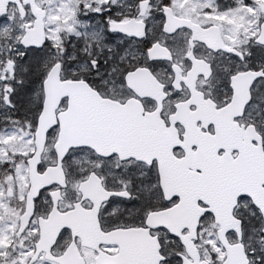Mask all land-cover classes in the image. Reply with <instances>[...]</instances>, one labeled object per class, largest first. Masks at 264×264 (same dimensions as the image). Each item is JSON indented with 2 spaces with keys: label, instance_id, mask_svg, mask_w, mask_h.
I'll use <instances>...</instances> for the list:
<instances>
[{
  "label": "snow or ice",
  "instance_id": "obj_1",
  "mask_svg": "<svg viewBox=\"0 0 264 264\" xmlns=\"http://www.w3.org/2000/svg\"><path fill=\"white\" fill-rule=\"evenodd\" d=\"M0 264H264V0H0Z\"/></svg>",
  "mask_w": 264,
  "mask_h": 264
}]
</instances>
